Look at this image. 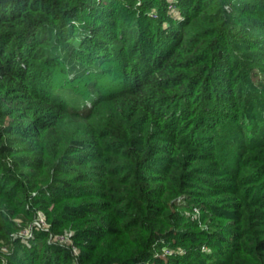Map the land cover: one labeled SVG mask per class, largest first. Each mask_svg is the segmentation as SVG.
Returning <instances> with one entry per match:
<instances>
[{
    "label": "trees",
    "instance_id": "obj_1",
    "mask_svg": "<svg viewBox=\"0 0 264 264\" xmlns=\"http://www.w3.org/2000/svg\"><path fill=\"white\" fill-rule=\"evenodd\" d=\"M0 264H264V0H0Z\"/></svg>",
    "mask_w": 264,
    "mask_h": 264
},
{
    "label": "built area",
    "instance_id": "obj_2",
    "mask_svg": "<svg viewBox=\"0 0 264 264\" xmlns=\"http://www.w3.org/2000/svg\"><path fill=\"white\" fill-rule=\"evenodd\" d=\"M45 224H46V222H45V219H44L43 217H40V218L36 221V226H37L38 228H42ZM23 233L26 234V236H29V237L32 235V233H31V232L29 233L28 230L24 231ZM57 240L65 241V240H66V236L63 235V234L58 235V236H57ZM73 247H74V249L76 250V247H75V246H73Z\"/></svg>",
    "mask_w": 264,
    "mask_h": 264
},
{
    "label": "rangeland",
    "instance_id": "obj_3",
    "mask_svg": "<svg viewBox=\"0 0 264 264\" xmlns=\"http://www.w3.org/2000/svg\"><path fill=\"white\" fill-rule=\"evenodd\" d=\"M170 1H172V0H170ZM172 9H174V12L177 13V7L176 6L172 7ZM60 75H61V73L57 71L55 76L59 77ZM71 242H72L71 244H74L73 240H71ZM74 246H75V244H74Z\"/></svg>",
    "mask_w": 264,
    "mask_h": 264
}]
</instances>
